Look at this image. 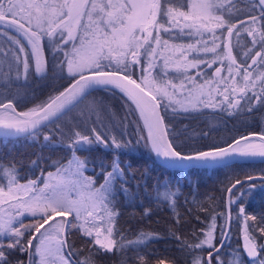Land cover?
I'll use <instances>...</instances> for the list:
<instances>
[{
    "label": "snow or ice",
    "instance_id": "1",
    "mask_svg": "<svg viewBox=\"0 0 264 264\" xmlns=\"http://www.w3.org/2000/svg\"><path fill=\"white\" fill-rule=\"evenodd\" d=\"M238 2L243 3L244 7L237 8ZM174 4L176 6H173ZM184 7L183 0H28L26 5L17 4L14 0H7V3L0 0V34L8 36L13 44L19 46L18 50L0 47V66L6 61L8 63V71L0 72V80L3 81L0 86L10 84L13 73L16 81L20 79L21 64L25 80L33 66L38 78L47 75V61L41 45L45 35L51 43H55L57 36L59 37L60 43L53 51H63L65 60L60 61L57 66L62 71L66 61L67 71L74 80L63 91L49 96L47 102L36 104L26 112H16L12 100L6 104L0 103V108L15 113L13 117L0 119V137L24 135L37 139L43 128L54 124L81 104L90 95L91 90L97 88L107 90L109 85L119 88L126 98L135 104L147 131L146 137L141 135L135 141L125 139L126 131L121 132L118 137L112 129L119 128L122 124L126 129L127 124L120 120L114 125L105 124L104 117H114L115 114L103 99L94 98L86 106L88 119L91 120L93 114L96 116L90 131L85 129L88 134L79 130L78 124H69L67 130L62 129L59 124L56 125V130L60 133V143L53 146H63L71 150L72 158L67 165L56 168L55 173L49 172L47 177L41 173L37 179L20 184L17 166L4 165L0 162V181L7 180V190L0 183V205H9L16 210L15 214H12L0 209L2 213L0 237L6 236L9 241L5 244L0 240V264H9V252L17 249L21 253H28V264H95L91 255L77 262L72 261L73 251L67 237L73 231H79L83 237L91 239L92 247L103 253L123 251L146 245L153 238H163L159 234L144 232H140L136 239L126 240L122 233L119 239L116 238L118 232L116 220L120 215L119 211L115 210L116 197L123 194L126 199L133 200L136 195L128 187L126 178L128 175H134L128 171L131 169V161L122 165L120 161L122 154L133 153L143 147L154 153L156 161L165 169L227 167L236 157L264 158V133L241 136L226 147L192 150L185 154L181 150L184 141L180 137L187 128L175 130L172 125L165 123V118L161 115L160 105L163 98L168 97L171 100L173 94L168 92L167 85L160 87L156 85L154 77L149 79L152 76L150 69L155 65L149 61L147 68L142 67V73L147 75L142 77L141 83H137L127 74H120L121 71L127 72L129 54L133 58V64L140 63L142 51H147L151 47V37L155 38L157 45L161 44V29L164 32L170 30L160 23L163 17H167L168 23L173 27L180 26L182 18L184 23L180 26L181 33L188 29L191 34L201 38L211 33L212 39L198 40L196 45L189 44L186 49H183L182 45L176 46L182 58L175 63L177 72L188 77L189 82L195 85V80L202 75L201 66L207 65L211 68L216 62L189 60V51L211 53L222 66L225 59L229 62L228 75H222V67H218L214 74L215 77H219L218 79H206L203 84L189 90V97L186 100L176 101L180 105V111L192 113L203 109H218L232 116L244 111L250 115L258 107H264V70L256 71L257 65L264 69V0H187L186 11L182 10ZM224 9H227L228 18L223 14ZM218 11L222 14L217 15ZM240 14L245 18L232 23L233 15ZM223 29L227 30L229 38V43L223 45L227 49L226 57L219 55L218 49L221 45L216 43L222 39L216 35V31ZM9 30L20 32L26 37L31 46V54L25 50L20 40L9 35ZM242 32H246L252 38V47L243 53L244 59L238 62L237 57L233 55L231 38L233 36L239 38ZM76 41H79V44ZM69 43L72 44L71 51H64ZM209 43L213 46L208 47ZM201 44L202 47L199 46ZM163 45L167 47L168 41H163ZM257 45L261 50L252 56V63L247 64V58ZM155 52L156 49L153 48L149 55H154ZM104 61H108L109 68L115 64L117 71H104L106 67ZM164 64L167 75L168 60H165ZM189 69H198L196 78L189 76ZM213 84L216 85L215 88L211 87ZM171 87L175 90L176 85L171 84ZM205 95L208 97L207 100L204 99ZM168 107H171V104L165 105L166 109ZM172 111L175 113L177 109L173 107ZM208 134L202 133L204 137ZM257 136L260 142H252ZM51 139V133L44 134L45 144ZM65 139L68 141L66 144ZM94 147L113 154L110 164L105 163L103 159L99 161L100 172L97 175H103L104 180L98 187L93 177L84 174L88 165L87 157L77 155L80 151H88ZM31 166H38V160H33ZM93 171L95 172V167ZM41 179L44 180L43 187L38 185ZM251 180L252 177H248V181ZM242 183L244 181L236 180L228 188L229 205L237 202L231 199V195ZM252 187L254 186L250 185L249 192ZM179 193V181L175 187L170 182H158L155 199L161 203H168L174 209ZM150 211L146 209L144 215L150 214ZM239 213L245 220L243 248L248 264H264V255H261L264 253V244L256 242L250 231L252 226L247 223L257 221V217L246 215L243 205ZM26 214L32 218L33 223L23 224L21 217ZM215 221L214 215L207 231L201 230L204 238L198 243H189L173 234L182 249H203L205 245L211 249L208 251L206 262L203 257H194L192 264H213L214 260L215 264H224L219 252L224 246L228 231L221 226L222 239L220 246L217 247L213 243L217 227ZM16 224L20 226L17 227ZM257 230L264 235V216L260 217V226ZM28 232H32V236L25 245L23 238ZM37 240L39 243H36ZM139 264H148V261L144 256H140ZM157 264L166 262L159 260ZM228 264H244L243 257L237 251L236 258L230 259Z\"/></svg>",
    "mask_w": 264,
    "mask_h": 264
},
{
    "label": "trees",
    "instance_id": "2",
    "mask_svg": "<svg viewBox=\"0 0 264 264\" xmlns=\"http://www.w3.org/2000/svg\"><path fill=\"white\" fill-rule=\"evenodd\" d=\"M104 69L117 70L115 67H105ZM57 71H47V75L42 79L30 76L31 78L18 85L6 84L0 87V103L12 100L17 109L23 110L45 102L49 96L54 95L73 78ZM121 72L135 78L129 72ZM94 98L103 99L111 106L115 114L114 117L105 116V124L114 125L118 120L127 124L126 129L123 124L119 128L114 127L112 129L118 137L124 131L127 132L125 139L130 138L133 141L141 135L145 136L142 123L130 101L116 89L110 87L107 90L97 88L91 90L90 95L81 104L66 113L60 120L43 128L37 139L24 135L8 138L0 137V162L4 165L15 164L17 166L18 181L41 176V173L60 165L72 155V152L63 146H53L60 143V133L56 130V125L59 124L62 129L67 130L69 124H78L79 130L88 134L85 129L87 128L90 131L91 127L94 126L92 122L96 120V116L93 114L91 120H89L86 106ZM160 110L166 124L172 125L175 130L187 128L184 135L180 137L184 141L181 150L185 153L221 145L232 139L230 137L195 138L194 136L199 130L191 128V125L196 126L193 119L190 118L185 121L184 125H181L180 120L183 119L181 114H176V118L168 121L162 103ZM82 112L83 115H81ZM45 133L52 134V139L47 144L44 142ZM67 142V139H65L64 143ZM77 155L82 158L87 157V173H93V167H95L94 173L97 175L100 172L99 161L103 159L105 163L110 164L113 154L94 147L88 151H80ZM33 160H38V166H31ZM120 161L122 165L131 161V169L128 171L134 173V175H128L126 178L128 187L136 195L133 200L126 199L123 194H118L116 197L115 210L120 213L116 220V228L118 229L116 238L119 239L122 233L126 240L136 239L140 232L159 234L163 238H153L146 245L127 248L123 251L103 253L97 252L92 247L91 239L83 237L80 232L73 231L67 239L73 251L72 259L74 262L91 255L95 264H139L140 256H144L148 264H157L159 260H164L170 264H192L194 256L192 257L191 253L194 254L196 249H182L175 235L189 243H198L201 238V230L205 229L209 219L212 223V217L215 215L217 227L214 235L218 237L215 238L213 243L217 246L222 239L221 226L224 228L226 219L224 201L226 189L233 181L242 178H244L242 180L244 183L237 186L231 195V199L237 200L236 203L229 205L230 197L228 193L231 222L227 239L219 254L226 255V252L231 250L236 253L238 251L239 255L243 257V261L248 263L241 248L242 240L240 237L243 234L238 220L241 216L238 212L239 204L245 207L246 215L257 217V221H250L251 224L249 225L252 226L250 231L253 236H256V242L262 244L261 233L257 228L260 226V217L264 216V160L230 162L227 167L165 169L160 166L149 150L140 147L133 153L122 154ZM248 177H252L250 182ZM5 181L6 179L0 181V183L4 186ZM177 181H179L180 193L176 199L174 209L168 203H161L155 199L158 182H170L175 187ZM137 184H139V189H137ZM248 184L255 185L252 191L246 194L245 197L240 196L241 191L236 196L237 188L242 187L243 189V186ZM118 186L119 181H117ZM146 209L151 211L150 214L145 216ZM29 219L31 218L23 217L21 220L28 221ZM30 233H27L23 238L25 245H27ZM0 240H3L5 244L9 242L6 236L0 237ZM209 250V247H204L203 251L200 252L201 254L199 255L197 252V255L204 259V254ZM261 255H264V253H261ZM220 258L224 261V264H227L223 255ZM8 261L9 264H18V262L26 264V252L21 253L18 249L9 252ZM213 264H215V260Z\"/></svg>",
    "mask_w": 264,
    "mask_h": 264
},
{
    "label": "rangeland",
    "instance_id": "3",
    "mask_svg": "<svg viewBox=\"0 0 264 264\" xmlns=\"http://www.w3.org/2000/svg\"><path fill=\"white\" fill-rule=\"evenodd\" d=\"M186 10H187V7L185 8V11ZM25 12H26V9H25ZM236 16H238V15H235V17ZM235 17L232 18V23H236V22H234V20L235 19H238V18H235ZM164 21H165V23L163 24L164 27L169 28L170 30L168 32H164L163 29H161V40H162L161 44L160 45H157L156 44V41H155V38L154 37H151V47H154L156 49L155 54L150 58V56H149V53H151L150 47L147 49V51H142V53H141V55L139 57L140 63L139 64H135V66L137 68L138 67H141V68L144 67V68H146V65L148 64V62L151 61V63L155 65V67L154 68H151L150 71H151V73L152 72H155L156 73V76L154 77L156 79V85H159L160 87H164L165 85H167L168 92L171 93V94H173L171 100H169L168 97H164L163 98V101H162L163 108L166 111L165 112L166 113V117H167V119L169 121L170 119L176 118V114H180V113L182 114V113H184L183 111H180V105L177 104L176 101H181L182 102V99L180 100V97H181V92L180 91L185 86V84H187V80H188V77H186L182 73L177 72L175 70V63L177 62V60L182 59L179 56V52L177 51L176 46L182 45L183 46V49H186L189 44L196 45L198 40L203 39V40L210 41L212 39V36H211V33H208V34H205L203 36V38H201L200 36L191 34L188 29H185V31L183 33H181L180 26H182L183 23H184V21L182 20V18H181V21H180V26H177V27H173L171 24H169L167 17H164ZM216 35L217 36H220L219 34H216ZM182 37H184L187 40V42H186V40H185V42L184 41H181L180 39ZM233 38H234V36H233ZM175 39L177 41H174ZM7 41L8 42L10 41L9 38L7 39ZM163 41H168L167 47H165L163 45ZM247 41H248V48H251L252 47V38L247 39ZM234 42H235L234 39H232V46L233 47H237L234 44ZM76 43L79 44V41H77ZM216 43L218 45H221V48L218 49L219 55L222 56V57H226L227 49L224 48L223 45L229 43V38H228V35H227V30L223 34L222 39L221 40H217ZM199 46L202 47L203 45L201 44ZM212 46L213 45L211 43L208 44V47H212ZM71 48H72V44H68V47L66 49H64V51H69L70 52L71 51ZM183 49H181V50H183ZM25 50L28 53L31 54V49L30 48L25 49ZM239 51H241V50H239ZM239 51L233 49V55H235L237 57L238 54L236 52H239ZM50 53H51V56H54V57H56V55H58V53L61 54V57L64 56V52L63 51H61V52H54L53 51V48L50 49ZM252 53H253V51L251 52V54ZM251 54L247 58L248 61H249V58L251 57ZM188 57H192L191 59L189 58V60L202 59V60H208L209 62H211V58H214L215 61H216V57L213 54H211V53L204 54L203 52L197 53L195 51H189L188 52ZM243 59H244V57H243V54H242L241 60H243ZM165 60H168V62H169V67L167 68V71H171L173 73V75H174L173 76L174 78L173 77L169 78V81L166 78L164 79L163 77H161V75H164L165 74V64H164V61ZM241 60H239V61H241ZM224 61H225V68H226V70L222 71V75H225L226 76V75H228V73H227V64H228L229 61L227 59H225ZM58 63H59V61L56 63V70H58L57 72L64 73V74H69L68 71H67V63H66V61L64 62L63 70L62 71H61V68L57 66V65H59ZM104 64L107 67L108 61H104ZM112 67H115L116 68L115 64H113ZM2 68L3 69H8V65H6L4 63L2 65ZM201 68H202V73L204 72V70H206V73H204L202 76H204V75H210V77H211V75L212 74H215V71H216V67L215 68H212V67L211 68H208L207 65L206 66L203 65V66H201ZM225 68H223V69H225ZM0 69H1V66H0ZM31 71L34 72V67H33V69ZM197 71H198V69H189V76L192 77V78H196ZM145 75H147V73H142V74L138 75L140 77V81H142V77L145 76ZM202 76H200V78H202ZM152 78H153V76L149 77V79H152ZM214 78H217L218 79L219 77H214ZM159 79L160 80H164L166 83L160 82ZM169 82H171V84H175L176 85L175 90L172 89L171 84ZM181 85H183V87H181ZM184 93H185V96H186V99H187L189 97V91L185 90ZM153 94H155V85L153 86ZM169 104H171V107H168L166 109L165 108V105H169ZM173 107L177 109V111L175 113H173V111H172V108ZM196 113L197 112L185 113V114H193V115H195ZM71 158H72V155L67 160H65L64 162H62L60 165L56 166L52 170H48V171L44 172L43 173V176L47 177V175H48L49 172L55 173L56 168L61 167L63 165H67L68 161ZM263 167H264V164H263ZM87 169H88V165H87ZM87 171L88 170H86L85 173H84L85 176L93 177L95 179L96 186L98 187L103 182L104 176L103 175H101V176L96 175V173H94V172L89 174V173H87ZM37 177H40V176H35V177L29 178V179L24 180V181H18V183L25 184V183H27L28 180H30V179L35 180V179H37ZM73 179H74V177H73ZM5 183L6 184L4 185V187H5V190H7V180L5 181ZM38 185H39V187H43L44 180L43 179L39 180L38 181ZM250 185H252V186L255 187L254 184H248V185H244L243 186V189H242V187L241 188L240 187L237 188L236 196H237L238 192L241 191V192H243V196H241V192H240V196L241 197H245L246 194L249 193L248 189H249ZM254 187H252V189ZM240 207H241V204L238 205V209H240ZM0 209H3V212H11L12 214H15V211H16L15 209L11 208L9 205H0ZM238 212H239V210H238ZM229 213H230V209H229ZM0 214H2V213H0ZM234 216L236 217V215H234ZM24 217H30V216H28L26 214ZM22 218L23 217H21V219ZM225 218H226V216H225ZM230 218H231V215H230ZM236 218H238V217H236ZM57 219H59V218H57ZM69 219H71V217H69ZM238 220L240 221L239 222V226H240V230H241V232L243 234L240 237V239L242 240V243H241V248H242V246L244 245V238H243V236H244V231L243 230H244V226H245L244 216L241 215L238 218ZM22 222H23V224H30V223H33L34 221L31 218L28 221H22ZM40 222H42V220ZM230 222H231V220L229 221V224H230ZM247 223L248 224H251L250 221H248ZM209 224H211V219L208 220L207 225H206L205 229H203V230L207 231ZM225 225H226V219H225V223H224V229H225ZM16 226L19 227L20 225L19 224H16ZM75 232L78 233L79 231H75ZM31 236H32V232L30 233L29 238ZM214 236H215V238L218 237L216 235H214ZM203 238H204V236L201 234L200 240L203 239ZM262 239H264V235L261 234V240ZM27 241H28V239H27ZM36 243H39V240H37ZM91 243H92V240H91ZM262 244H264V241L262 242ZM204 247H208V246L205 245ZM94 249H96V248H94ZM33 251H34V248H33ZM202 251H203V249H196L195 252H194V254L192 252L191 255H192V257L193 256L196 257L197 252L200 255L201 254L200 252H202ZM205 254H204V261H205ZM199 255H197V257H199ZM219 255L220 256L223 255L224 259L226 260L225 262L227 264H228V261L230 259L231 260H234L236 258V252L235 251H232V250L230 252H226V255L225 254H222V253H220ZM36 259H39V257H36ZM247 261H248V259H247ZM27 263H28V261H27ZM244 264H248V263L244 262Z\"/></svg>",
    "mask_w": 264,
    "mask_h": 264
},
{
    "label": "flooded vegetation",
    "instance_id": "4",
    "mask_svg": "<svg viewBox=\"0 0 264 264\" xmlns=\"http://www.w3.org/2000/svg\"><path fill=\"white\" fill-rule=\"evenodd\" d=\"M14 2L17 4H25L26 5L28 0H14ZM183 2H184L185 7L182 10H185L186 5H187V0H183ZM5 3H7V0H5ZM167 6L168 5H165V7H167ZM173 6H176V5L174 4ZM236 7L237 8H243L244 5H243V3L238 2L236 4ZM17 11L19 13L20 9L18 8ZM26 11H27V9H26ZM216 14L219 15L222 13L218 11ZM223 14L225 15V18H228L227 9L223 10ZM233 17H235V15H233ZM235 18L244 19L245 17L243 14H240V15L236 16ZM238 19H235L234 22H237ZM231 22H232V19H231ZM160 23L161 24L165 23L164 17L160 20ZM225 31H226V29L217 30L216 34H219L222 37L223 34L225 33ZM9 35L20 40L21 44L25 47V49H28V48L31 49V46L28 44L26 37L22 33L17 32L15 30H9ZM250 38L251 37H249L246 32H242V34L239 38H237L235 36H234V38L233 37L231 38V44H232V39H234V41H235L234 44L237 46V47H233V49L237 50V51L241 50L239 52H236L238 54L237 55L238 61L241 60V56H242L243 52L248 48L247 39H250ZM7 39H8V36L0 34V47H2L4 49H8L9 47H12V48L18 50L19 46L13 44L11 41L8 42ZM180 40L185 42L186 39L184 37H182ZM174 41H177V40L175 39ZM186 42H187V40H186ZM59 43H60V40H59L58 36L56 38L55 43H51L49 38L46 35L41 40V45L43 48V55L47 61V71H55L56 70V63L58 61L60 62L61 60L62 61L65 60V57L64 56L61 57L60 53H58V55H56V57L51 56L50 49L51 48L55 49L57 47V44H59ZM150 43H151V38H150ZM69 44H71V43H69ZM153 48L154 47H150L151 53H152ZM260 50H261L260 47L257 45L255 47V49L253 50V53L251 54L249 61L247 60V64L252 63V56H255V53L257 51H260ZM149 56L151 58L153 55H149ZM189 58L191 59L192 57H188V59ZM21 59H23L22 54H21ZM132 59H133L132 56L129 54V56H128L129 67L127 69V72L134 75L135 78H133V79L136 80L138 83H141L140 77L138 75L142 74V70H141L142 68L141 67L137 68L135 66V64L132 63ZM212 60L214 61L215 59L211 58V61ZM5 64L8 65L7 61L5 62ZM148 65H149V62L146 65V68L148 67ZM215 67L216 68L222 67V71L226 70L225 61H224V64L222 66L220 61L216 60V63L213 64L212 68H215ZM223 68H225V69H223ZM260 70H264V69H261L260 66L257 65L256 71L258 72ZM0 71L1 72H7L8 69H3L1 66ZM20 72H21V77L18 81H16L14 79V73H13V80L10 84H17L18 85L19 83H22L25 81L24 74L22 73L23 72L22 64L20 65ZM204 73H206V70H204L202 75ZM66 75L70 76L69 74H66ZM30 76L31 77L35 76V78H38L35 74V71L32 74L29 73L27 79L31 78ZM152 76L155 77L156 73L152 72ZM173 76L174 75L171 71H167V75H165V74L161 75V77H163L164 79L166 78L168 81H169V78H171ZM214 77H215L214 74H212L211 77H210V75H204V76H202V78L195 80V85H192L189 82V80H187V84H185V86L180 91L181 92L180 100L182 99V102L184 100H186V96L184 93L185 90L189 91L190 88L194 89L196 86L203 84L206 79H214ZM38 79H42V78H38ZM215 79H217V78H215ZM159 81L166 83L164 80L159 79ZM0 84H3L2 80H0ZM0 87H2V86H0ZM211 87L215 88L216 85L213 84ZM206 89H207V86H206ZM204 99L205 100L208 99L207 95H205ZM221 99H222V97H221ZM261 117H264V107H258V109L256 111L252 112L250 115L247 113V111H244L243 113H237V114L232 115V116H228L227 113L220 112L218 109L217 110L203 109L202 111L197 112L195 115L182 113L181 118H183V119L180 120V124L184 125V123H186L185 122L186 120L188 121L190 118L193 119L195 125L200 127L198 129L196 126L191 125V128L193 130H199L198 133L195 134V136H194L195 138H198V137L206 138L202 135V133H204L203 131H207L209 133L207 137H215V138H229L230 137L233 139L235 137L246 134L248 132L264 133V119H261ZM255 238H256V236H255ZM262 240L264 241V239H262Z\"/></svg>",
    "mask_w": 264,
    "mask_h": 264
},
{
    "label": "water",
    "instance_id": "5",
    "mask_svg": "<svg viewBox=\"0 0 264 264\" xmlns=\"http://www.w3.org/2000/svg\"><path fill=\"white\" fill-rule=\"evenodd\" d=\"M104 71H117V70H113V69H103ZM121 75H125L123 72H121L120 73ZM77 79H78V77H76ZM131 78V77H130ZM131 79H133V78H131ZM134 80V79H133ZM74 82V80H73V78L66 84V85H64L60 90H58L54 95H56V94H58L59 92H61V91H63L65 88H67V87H69V85H71L72 83ZM138 83V82H137ZM108 87H110V88H113V89H116L117 91H119L122 95H124L122 92H121V90L119 89V88H116L114 85H109ZM53 96V95H52ZM125 96V95H124ZM126 97V96H125ZM48 100V99H47ZM47 100L45 101V102H47ZM130 101V100H129ZM8 101H4V102H2V103H4V104H6ZM130 103L133 105V107H134V109H135V111H136V113H137V115H138V117H139V119H140V121H141V123H142V126H143V129H144V124H143V120L140 118V115H139V112H138V110H136V108H135V104H133L131 101H130ZM15 107V106H14ZM15 109H16V112H26V111H28L30 108H27V109H23V110H19V109H17L16 107H15ZM14 116H15V113H14ZM11 117H13V116H11ZM7 118H9V117H0V119H7ZM144 133H145V137L147 136V131L144 129ZM252 133H256V134H261V133H258V132H248V133H246V134H243V135H240V136H238V137H235V138H233V139H231L230 141H228V142H226V143H224V144H221V145H217V146H212V147H226L227 146V144H231L232 142H233V140H235V139H238L239 137H241V136H249L250 134H252ZM22 136V135H21ZM252 142H255V143H259L260 141H259V138H258V136L252 141ZM241 146H243V145H241ZM210 147H208V148H203V149H201V151H203V150H208ZM188 153H190V152H186L185 154H188ZM153 154V156L155 157V155H154V153H152ZM156 159V158H155ZM262 160H264V158H262V157H259V156H257V157H236L234 160H232L231 162H245V161H262ZM244 178H242V179H240L241 181L243 180ZM233 183H235V181H233L230 185H228V187H227V189H226V192H225V195H224V201H225V210H226V225H225V229L228 231V228H229V221H230V213H229V207H228V188L229 187H231L232 186V184ZM43 222V221H42ZM41 222V223H42ZM220 246V242L218 243V245H217V247H219ZM211 250V249H210ZM209 250V251H210ZM67 250H65V252H66ZM242 251H243V254H244V256H245V258H247V255H246V253H245V251H244V248H243V246H242ZM207 258H208V252L205 254V262L207 261ZM72 259V258H71ZM248 259V258H247ZM27 261H28V253L26 252V264H28L27 263ZM72 261L74 262V260L72 259ZM166 264H170V263H166Z\"/></svg>",
    "mask_w": 264,
    "mask_h": 264
},
{
    "label": "bare ground",
    "instance_id": "6",
    "mask_svg": "<svg viewBox=\"0 0 264 264\" xmlns=\"http://www.w3.org/2000/svg\"><path fill=\"white\" fill-rule=\"evenodd\" d=\"M14 116V113L6 108H0V117H11Z\"/></svg>",
    "mask_w": 264,
    "mask_h": 264
}]
</instances>
